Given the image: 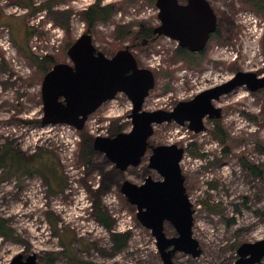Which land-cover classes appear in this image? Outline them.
I'll return each mask as SVG.
<instances>
[{
  "label": "rangeland",
  "instance_id": "374dc122",
  "mask_svg": "<svg viewBox=\"0 0 264 264\" xmlns=\"http://www.w3.org/2000/svg\"><path fill=\"white\" fill-rule=\"evenodd\" d=\"M97 1L0 0V148L10 147L33 168L47 165L45 173L52 166L53 184H62L51 192L38 173L10 176L0 169V218L12 235L0 236V264H11L19 254L37 255V264H163L151 231L121 192L126 180L141 185L148 176L160 179L148 167L151 150L140 166L123 172L95 149L97 137L132 131L128 96L120 93L105 103L81 131L42 124L45 76L58 63L73 65L68 51L89 31L84 14ZM100 1L114 12L91 29L96 49L111 58L129 48L140 67L155 75L145 111H173L240 71L264 76V17L245 0H208L217 29L206 49L189 58L169 37L148 43L141 36L161 25L157 0ZM214 104L222 118L206 119L204 132L166 122L154 126L150 139L154 146L186 150L181 168L202 255L179 252L175 264H234L242 244L264 239V89L241 87ZM216 121L228 133L226 146L213 135ZM98 202L114 232L128 239L119 253L112 233L96 218ZM165 230L168 237L177 235L170 224Z\"/></svg>",
  "mask_w": 264,
  "mask_h": 264
},
{
  "label": "water",
  "instance_id": "95a60500",
  "mask_svg": "<svg viewBox=\"0 0 264 264\" xmlns=\"http://www.w3.org/2000/svg\"><path fill=\"white\" fill-rule=\"evenodd\" d=\"M161 25L154 29L176 41L179 47L192 54L203 52L217 29V15L208 0H157ZM73 65L58 63L46 74L42 100V124L70 125L78 131L84 129L89 117L120 93L133 103L129 116L133 129L118 133L113 138L97 137L95 149L106 153L117 168L126 171L130 166L142 164L147 153L148 167L160 179L148 176L138 185L129 180L121 186L122 194L137 208V219L150 230L156 241L163 264H175L174 257L183 252L198 258L202 255L200 243L194 238V206L187 194L181 163L186 150L173 145L150 143L154 126L176 122L188 123L195 134L206 130L205 120H220L221 108L214 102L241 87L253 93L264 89V76L252 72H238L228 82L205 90L188 101L179 102L173 111H145L143 106L154 89V73L142 68L129 48L109 58L98 51L90 34L82 35L68 51ZM170 224L177 235L168 237L165 225ZM37 255L19 254L11 264H37ZM264 260V239L244 243L238 248L234 264H261Z\"/></svg>",
  "mask_w": 264,
  "mask_h": 264
},
{
  "label": "trees",
  "instance_id": "16d2710c",
  "mask_svg": "<svg viewBox=\"0 0 264 264\" xmlns=\"http://www.w3.org/2000/svg\"><path fill=\"white\" fill-rule=\"evenodd\" d=\"M248 2L253 9H255L260 15L264 17V0H245ZM101 1L98 0L96 4L91 6L88 11L84 14L85 21L89 24V31L87 34H91V29L98 23V22H107L109 18L113 14V8L111 6H101ZM32 8V6H30ZM46 9V6H42L39 10ZM151 35L152 32H144L141 36L143 38L148 37ZM182 56L194 57L193 54L185 51L183 49H179ZM214 137L224 146L227 145L229 141V136L226 130L221 126L219 121H216L215 130L213 131ZM19 155L12 151L10 147H1L0 148V169H3L5 172H8L10 176L16 173H22L23 175L29 174L34 175L36 173L40 174L42 178L48 184L51 192H57L56 188L61 186L62 184L56 185L53 182L56 180V173L54 172V168L49 166V174L45 173L44 171L47 170V165H41V168L37 166L32 167V164H22L20 162ZM53 179V180H52ZM52 180V181H51ZM94 211L96 214V218L100 224H102L108 231L112 233V240L114 244V254L121 252L126 245L128 244V239L126 236L121 235L120 233L114 232V222L111 220V217L108 213L101 211L100 203L98 202L95 207ZM0 236L4 238H10L11 229L8 226V223L0 218ZM78 264H87L83 261H78Z\"/></svg>",
  "mask_w": 264,
  "mask_h": 264
},
{
  "label": "flooded vegetation",
  "instance_id": "af4514ba",
  "mask_svg": "<svg viewBox=\"0 0 264 264\" xmlns=\"http://www.w3.org/2000/svg\"><path fill=\"white\" fill-rule=\"evenodd\" d=\"M180 2V4H186L187 2H188V0H184V1H179ZM159 27V26H158ZM157 28V27H156ZM156 28H154V29H156ZM154 29H150L149 31H151L152 32V34L150 35H148V37H146V38H144L145 39V41H147L148 43H150V42H155V41H157V40H160V39H162V38H165V36H161V35H156L155 34V32H154ZM183 50H186V49H183ZM187 51V50H186ZM166 226V225H165Z\"/></svg>",
  "mask_w": 264,
  "mask_h": 264
},
{
  "label": "bare ground",
  "instance_id": "6f19581e",
  "mask_svg": "<svg viewBox=\"0 0 264 264\" xmlns=\"http://www.w3.org/2000/svg\"><path fill=\"white\" fill-rule=\"evenodd\" d=\"M226 83V82H225ZM224 84V83H223Z\"/></svg>",
  "mask_w": 264,
  "mask_h": 264
}]
</instances>
